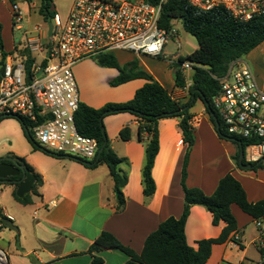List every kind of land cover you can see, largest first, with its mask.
Segmentation results:
<instances>
[{"label":"crops","instance_id":"crops-1","mask_svg":"<svg viewBox=\"0 0 264 264\" xmlns=\"http://www.w3.org/2000/svg\"><path fill=\"white\" fill-rule=\"evenodd\" d=\"M70 1L65 17L57 13L55 6L58 0H53L52 10L66 19L74 0ZM18 4L24 13L21 29L14 23L11 3L8 0L0 2L1 7H8L7 17L0 9V23L6 21L2 33L5 51L9 53L6 60L27 48L30 41L40 40L46 45L50 40L48 23L39 14L42 0L36 3L35 0H19ZM36 12L41 20L35 24L29 20L26 28L24 21L31 19ZM14 30L21 33L19 44L15 43ZM120 54L123 60L117 58L121 65L138 61L140 67L156 81L172 94H178L180 101L188 100V93H179V88L175 87L173 72L156 74L145 62L144 58L150 57L125 52ZM74 74L81 103L94 109L108 103L130 101L146 83L143 79H136L112 86L119 71L100 66L92 59L77 64ZM197 104L199 106L196 107ZM197 104L191 109L194 115L191 124L196 140L189 160L187 186L199 188L211 196L220 180L231 173L242 184L250 202L263 200L264 173L259 172L260 178L251 181L249 175L256 178L257 173L245 171L236 165L234 156L238 151L237 146L219 138L204 105L200 101ZM179 122L180 118L158 122L160 149L153 168L156 192L147 198L142 178L146 143L138 140V120L127 113L105 118V131L111 147L119 158L124 159L120 168L127 176V184L123 188L125 207L121 212H117L118 195L106 164L92 167L73 158L32 149V155L24 159L41 178L32 203L24 205L14 199L16 186H0V213L18 228L16 232L0 225V246L9 254V264H92L93 256L88 251L102 232L113 234L123 245L140 254L148 236L161 223L170 217L179 219L184 211L181 173L187 145L183 141ZM127 126L132 130V138L123 142L119 133ZM14 155L23 156L18 153ZM51 202H55L56 206H50ZM232 212L237 220L238 231L234 237L238 243L230 240L213 246L207 264H264V256L260 252L264 249V219L255 221L236 205L232 206ZM212 220V214L205 208H192L185 230L191 247L197 249L199 241L217 239L221 235L226 224L222 222L214 226ZM96 255L103 259L102 264H126L129 260L119 250H104Z\"/></svg>","mask_w":264,"mask_h":264},{"label":"trees","instance_id":"trees-1","mask_svg":"<svg viewBox=\"0 0 264 264\" xmlns=\"http://www.w3.org/2000/svg\"><path fill=\"white\" fill-rule=\"evenodd\" d=\"M8 1L12 5L17 0ZM144 1L157 2V0ZM52 3L53 0H42L39 9V14L48 24L53 22L56 15L52 10ZM174 20H180L185 31L193 36L199 45L194 53L187 57H180L178 62L173 64L174 85L176 88H183L187 83L180 65L187 61L196 65L191 71L193 84L189 89L188 100L186 102L175 100L172 97V91L161 85L146 70L142 69L138 61L134 60L121 65L115 56L119 52L110 53L99 56L97 60L100 66L115 68L119 71L118 77L111 83L112 86H119L136 79H143L146 83L136 91L133 99L124 103H108L100 109H94L81 103L75 121L77 129L82 135L96 139L99 149L103 148L99 160H97V156L88 166L96 167L100 164L108 166L118 195L117 212H121L125 207L123 188L127 184V176L120 168L124 159L119 158L114 152L104 130L105 118L127 113L138 120V140L146 143V160L142 170V178L144 195L147 198L152 197L156 192L153 168L160 149L158 122L168 118H180L179 128L183 141L187 145L181 173V186L185 196L183 214L179 219L170 217L161 223L158 229L148 236L140 254L123 245L113 234L102 232L88 251L93 256L92 264L103 263V259L98 257L96 253L104 250H119L125 253L129 257L126 264H207L213 246L225 244L230 240L238 243L234 237L238 227L237 220L232 212L233 205L238 206L255 221L264 219V199L256 203L250 202L242 184L231 173L220 180L211 196L206 195L199 188H189L187 186L189 160L196 140L194 127L191 124L194 116L191 109L198 101L204 105L219 138L237 146L238 151L234 156L236 165L242 169L239 164L242 148L245 154L244 164L252 166L250 171L257 172L258 169L264 167V158L253 163L246 160V148L254 141L244 138L233 141L231 137L224 135L222 126L217 129L210 114V112H214L218 122L221 123L219 114L213 104L214 97L220 92V84L216 78L223 77L233 61L243 59L264 43V15L249 21H238L224 9L205 12L186 2L170 0L163 8L161 26L170 32L173 29ZM2 33L3 25L0 23L1 66L5 64L9 55L5 51ZM18 52L26 59V72L28 77H31V69L36 63V58L26 48ZM16 118L21 123L25 137L33 145V150H42L34 140V125L22 117ZM4 119L6 118L0 119V122ZM119 138L123 142L130 141L132 138L131 128L128 126L123 128L119 133ZM45 152L48 153V151ZM12 156L18 165L24 166L35 175L36 182L30 194L22 198L18 197L16 193L17 186L13 193V197L17 202L24 205L31 204L32 197L37 195L41 178L35 174L34 169L24 158L14 154ZM81 162L85 163V161ZM194 206L203 207L210 212L214 226H218L222 222L226 224L217 239L199 241L197 249L188 244L185 232L187 221ZM4 219L6 218L0 213V222ZM260 252L264 256V249H261Z\"/></svg>","mask_w":264,"mask_h":264},{"label":"built area","instance_id":"built-area-1","mask_svg":"<svg viewBox=\"0 0 264 264\" xmlns=\"http://www.w3.org/2000/svg\"><path fill=\"white\" fill-rule=\"evenodd\" d=\"M18 1L11 5V11L15 25L21 29L24 13ZM169 1L74 0L66 19L55 15L48 44L40 40L28 44L26 49L34 57L42 56V61L33 65L31 77L26 72V59L20 54L9 57L0 67V119H27L34 125L39 147L55 156L85 162L96 159L98 141L82 135L76 126L81 99L74 67L116 52L160 57L171 36H175L173 29L168 32L161 26L163 8ZM178 1L205 12L224 9L238 21L264 15V0ZM195 66L188 61L180 65L187 83L179 88V93H189L193 84L189 73ZM216 79L220 92L213 104L220 128L233 141H254L246 148V160L259 161L264 158V86L242 59L233 61L227 73ZM172 97L180 101L178 94L173 93ZM50 206L56 203L51 202ZM9 263V254L0 246V264Z\"/></svg>","mask_w":264,"mask_h":264},{"label":"rangeland","instance_id":"rangeland-1","mask_svg":"<svg viewBox=\"0 0 264 264\" xmlns=\"http://www.w3.org/2000/svg\"><path fill=\"white\" fill-rule=\"evenodd\" d=\"M36 2H38V0H35V3ZM70 2H71L70 0H58L55 6L57 13H59L62 17H65L68 9L70 8V5H71ZM0 9H2L1 13L4 15V17H7L8 16L7 5H3L2 7L0 6ZM29 20L32 24H35L38 21H40L41 18L37 12L36 14L33 13L31 19L29 18L27 19V21H24L23 23V25L26 28L29 26L27 25ZM5 22L6 21H3L2 25ZM173 30H174L175 36H171L168 44L166 45L164 49L163 54L160 57L144 58L145 62L148 64L149 67L152 68V70L156 74L158 73L161 74L164 72H173L174 70L173 64L177 63L180 57H187L191 55L192 53H194L199 48L197 40L185 31L183 24L180 20L173 21ZM20 37H21V33L14 30V39H15L16 44L20 43ZM120 53L115 54V56L118 57L119 59L121 58ZM92 60L96 61L98 64L97 59H92ZM120 60H123V59H120ZM242 60L250 68V70L255 74V76H257L259 83L263 85L264 83V45L257 48L254 52L244 57ZM36 61L41 62L42 56L37 55ZM197 106H199V104H197L196 107ZM34 140L37 143L35 138ZM32 149H33V145L25 137L21 123L18 120V118L9 117L0 122V159L7 157L9 155L16 154V153L23 155L21 157L26 159V156L32 155L31 154ZM245 171H248L251 173L252 172L257 173L256 178L252 174L249 175L251 181L253 179L257 180L258 178H260L259 172L264 173V167L262 169H258L257 172L250 171V170H245Z\"/></svg>","mask_w":264,"mask_h":264},{"label":"water","instance_id":"water-1","mask_svg":"<svg viewBox=\"0 0 264 264\" xmlns=\"http://www.w3.org/2000/svg\"><path fill=\"white\" fill-rule=\"evenodd\" d=\"M49 29V37L52 38L53 31H54V25L53 22H50L48 24ZM42 71H40L39 75H41ZM211 116L213 117L215 121V125L217 129L220 128V124L218 122L217 117L215 116L214 112H210ZM105 130V128H104ZM42 151L45 152V150L42 149ZM103 151V148L99 150V154L97 157V160H99L101 153ZM47 153V152H46ZM48 154H51L48 152ZM53 155V154H51ZM244 150L241 148L240 151V158H239V164L243 170H250L251 165H245L244 164ZM74 159V158H73ZM77 160V159H75ZM7 161H10L11 163H8ZM79 161V160H78ZM85 165H91V163L85 162ZM21 176L20 179L15 180V177ZM35 175L31 173L28 169H26L24 166H18L15 159L12 157H4L0 159V184L2 185H13L17 186V196L22 198L27 194H30L33 188V185L35 184ZM0 225L12 230V231H18V228L14 225V223L9 219H4L2 222H0Z\"/></svg>","mask_w":264,"mask_h":264},{"label":"flooded vegetation","instance_id":"flooded-vegetation-1","mask_svg":"<svg viewBox=\"0 0 264 264\" xmlns=\"http://www.w3.org/2000/svg\"><path fill=\"white\" fill-rule=\"evenodd\" d=\"M10 157H12L13 159H14V157L12 156V155H9ZM9 156H7V157H9ZM8 163H11L10 161H7ZM18 165V164H17ZM18 166H20V165H18ZM21 178V176H19V177H15L14 179L15 180H18V179H20Z\"/></svg>","mask_w":264,"mask_h":264}]
</instances>
